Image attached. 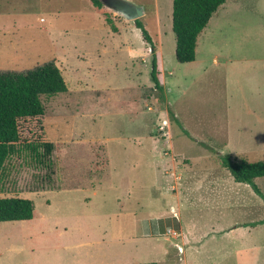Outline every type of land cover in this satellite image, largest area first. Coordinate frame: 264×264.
Segmentation results:
<instances>
[{
    "label": "rangeland",
    "instance_id": "obj_1",
    "mask_svg": "<svg viewBox=\"0 0 264 264\" xmlns=\"http://www.w3.org/2000/svg\"><path fill=\"white\" fill-rule=\"evenodd\" d=\"M130 2L156 41L160 89L142 33L107 7L102 23L43 11L15 21L29 32L0 34V66L12 63L2 47L34 39L19 73L52 60L69 90L41 97L44 116L19 123L22 143L53 150L44 163L22 150L5 164L0 198L30 199L35 212L0 223V264H264V177L258 194L221 165L225 155L264 161V0H226L186 64L175 57L173 0ZM105 19L133 34L112 36ZM63 30L67 49L53 54Z\"/></svg>",
    "mask_w": 264,
    "mask_h": 264
},
{
    "label": "trees",
    "instance_id": "obj_2",
    "mask_svg": "<svg viewBox=\"0 0 264 264\" xmlns=\"http://www.w3.org/2000/svg\"><path fill=\"white\" fill-rule=\"evenodd\" d=\"M90 1L95 7L103 8L99 0ZM225 1L173 0L172 31L176 37L175 57L179 63L186 64L195 61L198 37ZM105 21L112 31L117 32L119 19L114 22L109 19ZM132 24L140 30L145 43L151 49L150 76L154 87L160 89L156 41L140 19L133 21ZM67 91L68 88L61 71L53 61L25 73L0 72V179L9 157L22 150L30 151L40 163L46 162L50 157L53 144L21 142L19 123L23 120L44 116L45 108L41 97H53L67 93ZM240 157L222 156L221 165L230 173L235 182L252 185L253 190L259 194L253 182L257 178L264 177V161L248 162L245 158L238 160ZM34 212L35 206L30 199L0 198V223L30 221L34 217Z\"/></svg>",
    "mask_w": 264,
    "mask_h": 264
},
{
    "label": "crops",
    "instance_id": "obj_3",
    "mask_svg": "<svg viewBox=\"0 0 264 264\" xmlns=\"http://www.w3.org/2000/svg\"><path fill=\"white\" fill-rule=\"evenodd\" d=\"M128 1H130V0H128ZM100 10L101 9L95 7L90 0H0V20H1L0 21V34H2V35L14 34L13 32H20V30L25 31V32H29L31 30L30 27L32 26L29 22H28V24H26L24 26L25 28L20 29L19 27H21L22 24H18V22H15V21L37 20V17H40V14L43 11L44 12L48 11V13L52 19H55V18H63V19L69 18L70 19V18L84 17L88 14H92V16L96 15V17H100V14H101ZM39 19L43 23H46V20L44 18H39ZM100 20H102L101 17H100ZM103 20L100 23H102ZM97 24H99V23H97ZM117 25H118V30H117V32L112 31L113 32V33H111L112 36L114 35V36L121 38L122 34H125V33L126 34H128V33L133 34V32L131 31L132 30L131 27L129 25H127L126 23L119 22ZM95 26H96V24L91 26V28H88V29L86 28V29L87 30L96 29ZM15 29H17V30H15ZM40 31L45 32L46 36L47 35L53 36L54 29L53 28L50 29V27H45V28H41ZM59 32H61L60 33L61 36H59L57 39H55L53 41V43H50L51 44L50 48L52 49L53 54L56 53V51L65 53L64 50L67 49L66 45L63 44V42L60 44V42H61V39L63 37L70 36L69 30H66V31L63 30V31H59ZM87 33L89 34V32H87ZM85 35H87V34L85 33ZM19 36L20 35H18L17 38H19ZM51 40H52V38H51ZM18 41H21V40H18ZM72 42L77 45V46H73L75 49H77L78 43H76L74 41H72ZM80 42H82V40ZM126 42H127V40H126ZM32 43H34V45L37 44L34 39H28V40H26L25 45L28 47V45L32 44ZM144 44H145V42H144ZM126 45H127V49L129 48L128 50H129L130 54L133 55L134 52H133V49L130 48L129 43H126ZM145 45H147V44H145ZM27 47L18 46L16 43H13V46L2 47V51L12 52V58H11L12 63H6V64L2 63L3 65L0 66V70L15 71V72L19 73L21 67H23L22 62L25 63L26 60L28 59ZM147 50L148 51L150 50L149 46L147 47ZM84 56H85L84 54H80L79 58L83 59V58H85ZM158 56H159V52H158ZM140 58L141 59H148V58L150 59L149 53L148 52H147V54L144 53L143 56ZM132 59H134V58H132ZM158 63H159V68H161V64L159 62V59H158ZM61 74L63 76L62 72H61ZM92 79L94 80L95 77L92 76ZM94 83H95V80H94V82L89 81V86H91L93 88ZM80 84H81V86L82 85L88 86L85 82H80ZM146 233H147V235L149 234L150 236H153V232H151L150 227ZM157 234H158V232H157ZM154 235H156V234H154ZM182 242L184 244V241H182Z\"/></svg>",
    "mask_w": 264,
    "mask_h": 264
},
{
    "label": "water",
    "instance_id": "obj_4",
    "mask_svg": "<svg viewBox=\"0 0 264 264\" xmlns=\"http://www.w3.org/2000/svg\"><path fill=\"white\" fill-rule=\"evenodd\" d=\"M104 7L114 11L117 15L127 21H136L141 19L144 14V8L136 6L128 0H99Z\"/></svg>",
    "mask_w": 264,
    "mask_h": 264
},
{
    "label": "built area",
    "instance_id": "obj_5",
    "mask_svg": "<svg viewBox=\"0 0 264 264\" xmlns=\"http://www.w3.org/2000/svg\"><path fill=\"white\" fill-rule=\"evenodd\" d=\"M164 124H166L165 122H163ZM161 130H163V128H161Z\"/></svg>",
    "mask_w": 264,
    "mask_h": 264
}]
</instances>
